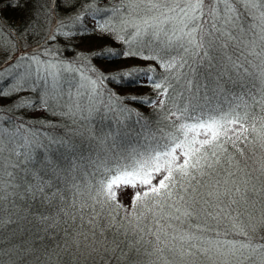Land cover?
I'll use <instances>...</instances> for the list:
<instances>
[{
	"label": "snow or ice",
	"instance_id": "6c2138e0",
	"mask_svg": "<svg viewBox=\"0 0 264 264\" xmlns=\"http://www.w3.org/2000/svg\"><path fill=\"white\" fill-rule=\"evenodd\" d=\"M40 3L41 12L56 31L47 32L34 54H30L31 49H20L18 43L20 35L31 38L34 34L31 20L18 29L7 20L9 9L29 14L34 0H8L3 5L5 12L0 14V229L17 225L10 229V236L15 237L20 231H29V225H43L45 230L63 227L67 237L64 251H75L89 258L123 256L128 264H134L145 255L160 256L164 252L160 245L167 247L163 238L168 235L171 220L203 214L218 224L231 220V229L241 237L238 243L230 244L232 251H248L260 257V264H264V214L259 219L249 214L250 218L241 222L247 211L241 199H248L249 188L255 190L257 178L252 173H245L243 177L234 171L221 173L214 167L228 151L227 145L231 144L245 155V148L240 145L247 146L250 140L254 146L256 143L236 113L239 104L234 106L233 101L241 99L234 92L241 81L258 87L264 100V0H139L149 13L158 15L142 18L143 28L127 19L121 22L135 30L130 35H151L157 39V45L150 51L143 50L149 48L146 42L135 50L113 48L119 32L109 17L119 14L121 9L128 12L137 0H123L116 7H111V0H36L37 6ZM98 4L104 6L98 7ZM61 12L63 16L57 20ZM248 17L253 24L241 30L238 23L246 22ZM89 18L96 21L95 26L88 23ZM173 20L181 26L170 29L168 25ZM69 23L75 31H63L61 37L59 33L67 29ZM249 31L251 37L247 35ZM86 40L99 45L87 53L94 61L87 66L94 77L88 79L94 93L104 91L110 98H116L122 111L129 115L132 111L124 101L164 109L165 119L176 118L170 128L182 134L171 140L162 135L150 146L133 149L123 160L102 158L97 161L96 171L102 179L92 199L100 206L99 210L86 204L76 207L75 201L69 204L66 190L56 182L61 170L55 161L46 158L40 169H32L21 159L23 154L12 147L27 121L43 119L38 112L53 111V102L59 103L55 93L57 73L62 67L64 71L72 70L50 63L39 49H43L44 55H52L49 47L52 41L63 44L67 50L75 49L77 41ZM123 42L129 43L128 40ZM9 44L16 50L9 51ZM127 60L143 63L117 67ZM67 63L71 65L73 61ZM104 85L111 88L105 89ZM145 87L151 88L157 99L131 94ZM126 90L130 94L121 97L120 93ZM170 101L175 107L169 106ZM256 135L259 146L264 148V122ZM5 151L9 153L7 164ZM205 176L207 180L202 178ZM145 202H155L162 208L173 209L174 213L166 218L154 215L151 224L137 226L128 251L125 250L127 235L125 241L116 236L111 242L104 238L113 221L120 223L118 209L131 215ZM89 207L92 210L85 211ZM69 208L76 210L70 212ZM77 220L79 228L75 226ZM216 234L219 235V231ZM225 234H230L228 229ZM177 239L189 238L172 236L173 241ZM3 241L0 234V264H4L2 258L6 254ZM215 243L219 250L220 241ZM13 248L22 252L31 250L18 245ZM168 251L173 249L168 248ZM189 254L187 251L179 253L180 256Z\"/></svg>",
	"mask_w": 264,
	"mask_h": 264
},
{
	"label": "trees",
	"instance_id": "16d2710c",
	"mask_svg": "<svg viewBox=\"0 0 264 264\" xmlns=\"http://www.w3.org/2000/svg\"><path fill=\"white\" fill-rule=\"evenodd\" d=\"M7 2L8 0H0V14L5 12L3 5ZM122 3L123 0H111V7L119 6ZM96 6L103 7L104 5ZM41 7L42 3L37 6L36 0H34V7L27 15L7 10V20L13 28H20L29 19L33 23L34 34L31 38L23 35L18 38L20 49L25 51L31 49L30 54H34L38 50V43L42 44L43 38L52 29L49 18L41 12ZM153 15H158V13H149L146 6L137 0V4L129 8L128 12L121 9L119 14L110 16L109 19L119 32V38L113 41L114 50H127L129 47L135 50L142 48L145 42L149 48L143 50L150 51L152 47H155L158 40L153 36L135 37L130 35L135 30L121 22L122 19H127L130 23L139 24L143 28L142 18L147 19ZM62 16V12L58 13L56 19L59 20ZM88 23L95 26L96 21L89 18ZM252 24L251 17H248L246 22H239L238 27L243 30ZM173 26L178 28L181 25L178 21L173 20L168 27L171 29ZM69 29L75 31V27L69 23L68 28L62 29L59 33L61 37H63V31ZM52 30L55 33L56 30ZM247 35L251 37L252 33L249 31ZM7 40L8 38L5 36L4 42L7 43ZM124 40H128L129 43L125 44ZM76 43L75 49L69 47L66 50L63 44L58 45L55 41L50 42L49 47L52 50V55H44L43 49H39L50 63L70 67L72 70L64 71L62 67L57 73L58 83L55 93L59 103L53 102V111L38 112L37 115L43 116V119L27 121L26 126L17 133L12 147L16 152L23 154L21 159L24 160L27 167L32 169H40L46 158L55 161L61 170L60 178L56 182L66 190L69 204L75 201L76 207L86 204L99 210L100 206L95 204L92 199L95 195L94 189L102 179L96 171L97 161L102 158L123 160V157L130 155L133 149L139 150L141 147L150 146L162 135L171 140L177 135L182 136V134L178 133L176 128H170L172 121L176 118L165 119L164 109L124 101V105L132 111V115H129L127 111H122L116 98H110L104 91L98 95L94 93L88 82V79L94 77L87 67L94 61L87 53L91 48L99 47V45L87 40L83 43L78 41ZM8 47L9 51L16 50L10 44ZM77 53H81L83 56L77 57ZM68 61H73V63L69 65ZM142 63L141 61L127 60L118 64L117 67L122 68ZM105 70L115 71V69ZM257 84H259L258 81ZM97 87L99 88V86ZM103 87L111 88L110 85ZM246 89H251V91L248 92ZM234 92L241 97V99L233 101L234 106L239 104L236 113L249 128L256 143L254 146L253 141L250 140L247 146L240 145L245 148V155H242L231 144L227 145L228 151L223 153L219 163L214 167L221 173L234 171L241 177L245 173H252L257 178L255 190L249 188L246 193L248 199H241V204L247 209L241 218V222H243L250 218L249 214L255 215L257 219L264 214V185H262V181H264V148L259 146V137L256 135L264 122V100L261 99L258 87L253 88L250 83L245 81H241L234 88ZM129 94L127 90L120 93L121 97ZM131 94L145 99H157L152 89L147 87L141 88L138 92L133 90ZM169 106L175 107L171 101ZM71 113H75V115ZM8 155L9 153L5 151V164L8 163ZM73 164L76 167H71ZM69 168L71 171H66ZM197 175L199 176V173ZM202 178L208 179L207 176ZM73 185L76 187L74 188ZM75 210V208H69L70 212H75ZM91 210V207L85 209V211ZM169 213H174V210L162 208L155 202L142 203L139 209L131 215H127L122 208L118 209L120 223L113 221L112 227L107 228L103 236L111 242L114 236L120 241H125L127 235L125 250L128 251L132 247L137 226H142L144 223L151 224L154 215L166 218ZM176 214L178 215V213ZM4 215H7L6 211ZM105 215L107 216V209H105ZM136 216H139L140 219L137 220ZM232 223L231 220H226L220 221L218 224L216 220H210L203 214H194L187 218L181 217L180 221L171 220V227L167 228L168 235L163 238L167 247L165 248L164 244L160 245L164 248V252L160 256L145 255L134 264H260V257L250 254L248 251H232L230 244L238 243L241 239L231 229ZM71 224L72 221H69V225ZM86 224L87 221H85ZM75 226L76 228L80 227L79 220ZM15 227L17 225L13 224L0 229V234L4 237L3 247L6 252L2 258L4 264H128L127 258L123 256L114 258L109 255L107 258L101 256L89 258L75 251H64L67 237L63 227L45 230L43 225H29V231H20L17 236L11 237L10 229ZM225 229H228L230 234H225ZM217 231H219V235L216 234ZM173 235L185 236L189 239L173 241ZM209 241H212V244H209ZM216 241H220L222 245L219 250H217ZM13 245H18L21 248L29 247L31 250L22 252L19 248H13ZM168 248H172L173 251H168ZM9 249H12L11 252L8 251ZM181 251H187L190 254L180 256ZM130 255H134V253H130Z\"/></svg>",
	"mask_w": 264,
	"mask_h": 264
},
{
	"label": "rangeland",
	"instance_id": "374dc122",
	"mask_svg": "<svg viewBox=\"0 0 264 264\" xmlns=\"http://www.w3.org/2000/svg\"><path fill=\"white\" fill-rule=\"evenodd\" d=\"M203 137H201V139H202Z\"/></svg>",
	"mask_w": 264,
	"mask_h": 264
}]
</instances>
